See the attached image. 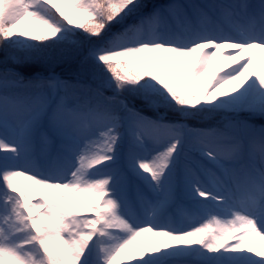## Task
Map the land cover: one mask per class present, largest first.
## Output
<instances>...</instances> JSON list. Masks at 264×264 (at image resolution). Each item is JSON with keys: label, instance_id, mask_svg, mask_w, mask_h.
Returning <instances> with one entry per match:
<instances>
[{"label": "snow or ice", "instance_id": "6c2138e0", "mask_svg": "<svg viewBox=\"0 0 264 264\" xmlns=\"http://www.w3.org/2000/svg\"><path fill=\"white\" fill-rule=\"evenodd\" d=\"M0 48V264H264V0H0Z\"/></svg>", "mask_w": 264, "mask_h": 264}, {"label": "rangeland", "instance_id": "374dc122", "mask_svg": "<svg viewBox=\"0 0 264 264\" xmlns=\"http://www.w3.org/2000/svg\"><path fill=\"white\" fill-rule=\"evenodd\" d=\"M151 2H155V3H165V2H171V0H152ZM181 2H184V0H181ZM193 2H202V0H193ZM55 53H52V59L50 61H47L44 63V71H46V73H42V72H35L34 74H25V80L27 81L28 79H32L36 76H41L44 78H48L50 76H56L59 77L61 80H67L70 84H74L71 81L75 80V82L77 81H81V83H85V80L83 79V77L81 78H77V65H75L74 63L71 62H67V61H62V60H58L55 58ZM25 63H35V60H29V61H24ZM24 62H14L9 60V67L12 70H18L20 71L17 67L20 66L21 63ZM43 63V61H40ZM40 62H36L37 66L41 65L39 64ZM4 71V53H3V49L0 48V72ZM47 71H49L47 73ZM20 73H22L20 71ZM23 74V73H22ZM72 74V75H71ZM61 95H63V93H61ZM223 117H219L217 118V121H211V118H206L204 121L199 122V124L201 126H207V127H215L218 120H222ZM211 121V123L209 122ZM254 123L259 126L260 125V121L256 120L254 121ZM48 148V146L46 144H44L42 141L38 142L36 145V149L39 152H44L46 149ZM175 205V206H174ZM172 205L169 209H168V213L167 216L168 218L175 222V223H179L178 221H181L182 217L180 218V216H178L176 213H181L182 211H192L193 212V219L191 223H202L205 222L207 219H209V216L206 215H200L197 212V209L188 201H178L176 204ZM174 208V209H173ZM180 219V220H179Z\"/></svg>", "mask_w": 264, "mask_h": 264}, {"label": "trees", "instance_id": "16d2710c", "mask_svg": "<svg viewBox=\"0 0 264 264\" xmlns=\"http://www.w3.org/2000/svg\"><path fill=\"white\" fill-rule=\"evenodd\" d=\"M151 1L152 0H150V2ZM36 62L35 63H30V64L24 62V63H21L20 66H18L17 68L23 73V77H25V74H34L35 72L46 73V71L43 70V68H44L43 66H44L45 61H43V63L38 61V62H40L39 64H41V65H38V66H37ZM48 72L49 71H47V73ZM75 81H76V79L72 80L71 82L74 83V84L81 83V81H77V82H75Z\"/></svg>", "mask_w": 264, "mask_h": 264}, {"label": "bare ground", "instance_id": "6f19581e", "mask_svg": "<svg viewBox=\"0 0 264 264\" xmlns=\"http://www.w3.org/2000/svg\"><path fill=\"white\" fill-rule=\"evenodd\" d=\"M252 2H255V0H252ZM258 59H259V56H258ZM3 129L0 128V133H2ZM135 211V208L133 209ZM178 216H180V218L182 217L181 221H178L179 223L180 222H183L185 224H188V225H192L193 223L192 222V219H193V212L192 211H185V212H181V213H176ZM180 220V219H179ZM196 225H198L197 223H194ZM121 259H127L126 257H122Z\"/></svg>", "mask_w": 264, "mask_h": 264}, {"label": "water", "instance_id": "95a60500", "mask_svg": "<svg viewBox=\"0 0 264 264\" xmlns=\"http://www.w3.org/2000/svg\"><path fill=\"white\" fill-rule=\"evenodd\" d=\"M13 71H15V70H13Z\"/></svg>", "mask_w": 264, "mask_h": 264}]
</instances>
